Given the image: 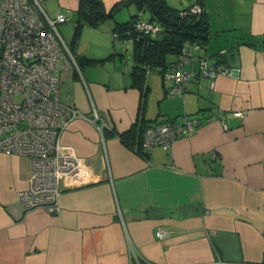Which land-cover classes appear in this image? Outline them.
Returning a JSON list of instances; mask_svg holds the SVG:
<instances>
[{"label":"crops","instance_id":"crops-1","mask_svg":"<svg viewBox=\"0 0 264 264\" xmlns=\"http://www.w3.org/2000/svg\"><path fill=\"white\" fill-rule=\"evenodd\" d=\"M101 1L108 12L120 0ZM163 1L179 9L197 0ZM56 4L48 15L69 13L75 24L79 0ZM131 5L98 26L83 24L73 49L66 42L74 62L60 61L58 98L84 117L60 143L90 171L59 183L56 212L21 208L29 160L0 151V264H264V0H202L211 37L194 54L212 60L234 50L231 74L197 73L182 97L148 72L144 106L131 85L133 42L112 31L137 13ZM94 111L101 131L89 120ZM185 115L205 120L167 150L138 139L144 156L119 138L141 119Z\"/></svg>","mask_w":264,"mask_h":264},{"label":"built area","instance_id":"built-area-1","mask_svg":"<svg viewBox=\"0 0 264 264\" xmlns=\"http://www.w3.org/2000/svg\"><path fill=\"white\" fill-rule=\"evenodd\" d=\"M201 11H204L201 5L193 4L180 14ZM70 21L69 13L50 17L39 0H0V151L29 160L28 186L18 192V202L24 211L41 208L56 212L61 193L59 183L75 184L90 171L86 160L60 143L69 123L76 117H84L74 105L58 98L60 61L64 67L74 59L57 24ZM159 28L158 24L145 20L141 12L133 24L137 34H153ZM199 48L198 43L185 42L181 52L165 67L162 80L168 95L183 97L197 73L210 79L218 74H231L236 58L234 63L217 64L216 58L195 55ZM223 54L228 52L221 51L219 55ZM194 62L197 69L189 68ZM16 95H21V100H15ZM89 120L100 131L106 126L95 111ZM202 120L205 119L186 115L180 119L156 118L145 125L142 145L147 149L159 145L167 150L175 139L192 132ZM211 158L217 159L218 155L213 153ZM157 234L163 237L167 232L159 229Z\"/></svg>","mask_w":264,"mask_h":264},{"label":"trees","instance_id":"trees-1","mask_svg":"<svg viewBox=\"0 0 264 264\" xmlns=\"http://www.w3.org/2000/svg\"><path fill=\"white\" fill-rule=\"evenodd\" d=\"M130 3L135 4L137 13L124 22H115L112 31L118 39H129L133 42V64L130 72L131 85L141 91L142 104L144 106L149 91L147 84L148 72L158 71L163 75L165 67L177 57L185 42L198 43L200 46L199 49L204 48L211 37V30L205 10L198 14L190 12L183 15L180 14L181 11H186L188 7L193 4H199L203 7L202 0H197L192 4H186L179 9L167 6L163 0H120L116 2L108 12L103 10L101 0H79L77 8L78 17L73 26L70 48L73 49L76 45L83 24L98 26L102 20L114 17L118 11ZM100 10L104 11L103 16L94 18V12H99ZM153 10H156L158 15H162L166 18L164 24L158 22L157 18L152 13ZM145 11H148L147 18L143 16ZM140 12L145 20L159 25L160 28L157 32L144 35L137 34L133 30L134 21ZM257 41L259 40L256 39L255 42ZM219 54L220 52L215 56L217 64L220 62H235L236 53L234 50H230L227 55L223 54V56H220ZM170 56H173L172 60H169ZM109 57H111V55L107 58ZM91 61L94 60L91 59ZM100 61H103V59H100ZM146 124L147 123L143 122L141 119L139 123H134L128 131L119 135L120 140L124 144L133 147L144 156H146V153L141 151L140 144H138V147H134L133 145L136 141L138 142V139L139 142L140 139L142 142V134Z\"/></svg>","mask_w":264,"mask_h":264},{"label":"rangeland","instance_id":"rangeland-1","mask_svg":"<svg viewBox=\"0 0 264 264\" xmlns=\"http://www.w3.org/2000/svg\"><path fill=\"white\" fill-rule=\"evenodd\" d=\"M39 2L41 4L42 8L47 12V14L50 15V14L54 13V11L56 9V6H57L56 0H48L46 3H45L44 0H39ZM240 5L242 6V8L244 7L243 1L240 2ZM133 8H136V7L134 5H131L130 6V10H133ZM122 12L125 14V18L126 17L128 18L127 9H124ZM147 15H148V11H145L144 14H143L144 18H147ZM73 26H74V22L73 23L72 22H66L63 25H61L60 28H59L64 41L67 42L68 44H70V42H71V37H72V34H73ZM128 51H129V55L131 56L132 55L131 54L132 53L131 46L129 47ZM21 98H22L21 95H16L15 96V100H17V101L21 100Z\"/></svg>","mask_w":264,"mask_h":264},{"label":"water","instance_id":"water-1","mask_svg":"<svg viewBox=\"0 0 264 264\" xmlns=\"http://www.w3.org/2000/svg\"><path fill=\"white\" fill-rule=\"evenodd\" d=\"M152 13L157 18L159 23L164 24L166 22V18L162 15H158V12L156 10H153ZM103 14H104V11L100 10L99 12H94L93 17L100 18L103 16Z\"/></svg>","mask_w":264,"mask_h":264}]
</instances>
